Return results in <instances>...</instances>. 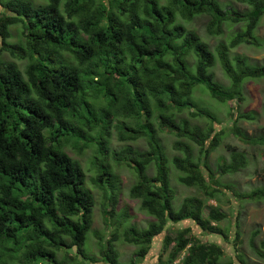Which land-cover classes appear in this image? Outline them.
<instances>
[{
	"label": "trees",
	"instance_id": "16d2710c",
	"mask_svg": "<svg viewBox=\"0 0 264 264\" xmlns=\"http://www.w3.org/2000/svg\"><path fill=\"white\" fill-rule=\"evenodd\" d=\"M42 1L0 0V264H120L118 240L134 246V257L143 260L164 233L155 264H227L220 245L203 243L189 226H173L191 222L203 234L229 240L228 230L220 228L228 216L219 189L233 188L222 186L216 174L240 172L247 157L227 146L229 159L217 158L213 171L210 155L227 130L247 145L264 146V137L250 138L238 128L239 121L257 116L241 113L237 104L228 110L235 114L231 128L217 130L221 121L192 95L198 88L219 104L239 103L245 82L264 79V63L230 54L241 44L260 46L255 32L264 0H233L242 11L218 0ZM200 17L207 18L208 36L227 35L213 50L188 28ZM235 26L241 31L227 34ZM12 27L19 28L15 43ZM18 61L25 62L23 69ZM216 66L228 85L215 80ZM261 110L264 116V104ZM184 112L205 119V127L191 125ZM160 134L174 138L172 149L180 155L167 156ZM112 135L124 143L144 140L148 150L127 146L111 152ZM192 145L199 148L197 156ZM91 146L92 184L105 201L108 231L101 234L91 230L94 200L85 174L66 153ZM110 161L135 174L129 197L153 218L145 229L124 226L126 212L113 219L120 190ZM169 164L179 172L178 183L199 194L178 207ZM151 166L155 173L148 177ZM231 195L240 203L261 202L264 185ZM209 201L216 206H206ZM89 233L99 258L84 253ZM239 236L237 231L234 242ZM257 256L264 259L260 251Z\"/></svg>",
	"mask_w": 264,
	"mask_h": 264
},
{
	"label": "rangeland",
	"instance_id": "374dc122",
	"mask_svg": "<svg viewBox=\"0 0 264 264\" xmlns=\"http://www.w3.org/2000/svg\"><path fill=\"white\" fill-rule=\"evenodd\" d=\"M35 4H42V0H31ZM165 0L161 2L164 3ZM223 7L230 5L236 11H242L245 9L244 6L234 2L233 0H218ZM207 23L206 17H200L188 24L189 29H193L200 38L208 44L211 50L214 46L223 40L225 36H208L205 32V25ZM17 27H12L10 31L13 34L12 43H15L17 39L15 38ZM240 26H235L233 29L227 32V34H234L235 32L241 31ZM226 32V31H225ZM255 36L261 41L260 46L256 47L253 45L241 44L237 48L231 50L230 54L240 55L247 58L250 63L260 65L264 63V17L261 19L259 26L255 32ZM4 60H10L6 54L1 55ZM189 63H192V58L188 57ZM21 69L25 62H17ZM215 80L220 82L222 85H228V79L223 74L219 66L214 69ZM242 90V101L239 103L228 102L226 105L219 104L217 101L212 99L210 95L204 94L200 89L195 90L192 95V99L195 101L200 109H207L212 113H215L217 118L221 121V124L216 127L219 130L220 127L231 128L232 121L235 118V114H228V110L235 109L236 104L241 113H255L256 119L254 121H239L237 123L238 128L250 138L264 137V116H262V106L264 104V79L261 80H248L243 84ZM181 117L188 118L191 125H197L200 127H205V119L203 118H190L187 112L181 114ZM227 135L221 142L219 147L210 155L209 167L215 171L217 158L229 159L230 151L227 148H234L247 157V166L240 172L228 175L220 176L216 174V179L219 180L222 186L230 185L232 190H224L220 188L219 190L223 192V196L220 195L221 200V210L226 212L228 220L221 223L220 228L226 232L228 230V241H224L222 236L218 235H206L198 230V228L191 222H182L173 227H190L197 238L203 243H216L220 245L225 253L222 259V263L230 264H240L237 256H241L245 264H264V259L257 256V252L260 251L264 253L262 249V243L264 242V201L261 202H237L234 197H232V192L235 191L237 194H242L251 191L253 188L264 185V146L263 145H250L242 143L233 135L229 134L227 130L225 132ZM160 143L165 149V153L169 158L180 155L179 152L172 149V144L174 138L166 134H160ZM131 147L134 150L144 152L148 150L147 144L144 140H139L137 142H118L115 135H112L111 141L109 143V149L111 152H119L120 149L125 147ZM193 152L197 156L199 148L193 146ZM66 153L73 159L77 160L81 165V168L85 174V186L90 191L93 200V217H92V227L91 230L98 231L101 233H107L108 229L103 223L102 209L104 207V197L102 191L92 184V179L95 176V172L91 167V161L96 156L95 147L91 146L86 148L80 153L78 150H73L69 148ZM113 175L117 178V185L119 187L118 199L114 209L115 217L114 220L119 217L121 213L126 212L128 215L127 224L124 226H134L137 229H145L147 224L153 221V218L149 217L146 212L140 209V201L133 200L129 197V190L135 184V174L125 167L124 165L118 166L110 161ZM170 168L169 179L170 185L174 190L175 194V207H178L181 201L189 196H198L197 190L195 188H186L180 185L177 181L179 172L173 169V166L169 164ZM155 173L154 168L151 166L147 170L148 177H153ZM206 206H216L215 201H209ZM239 226L238 228L236 226ZM171 224L168 225V228ZM239 232V241L234 242L236 232ZM111 232V230H110ZM174 232H170V236H173ZM165 233L160 237L156 238L152 242L151 249L147 257L143 260L134 257L136 248L131 245H127L122 240H118L115 249L119 254L120 264H130L131 261H136L138 264H155L158 254L162 250L161 241ZM97 240L93 237L92 233L87 236V241L84 247V253L87 258L96 257ZM61 256V254H60ZM77 264V263H74Z\"/></svg>",
	"mask_w": 264,
	"mask_h": 264
}]
</instances>
